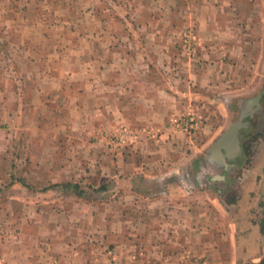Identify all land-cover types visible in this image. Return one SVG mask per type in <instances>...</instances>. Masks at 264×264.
<instances>
[{
    "label": "crops",
    "instance_id": "obj_1",
    "mask_svg": "<svg viewBox=\"0 0 264 264\" xmlns=\"http://www.w3.org/2000/svg\"><path fill=\"white\" fill-rule=\"evenodd\" d=\"M256 2L0 0V156L25 168L10 173L24 184L0 187L20 205L3 215L16 226L0 235L6 264H264V208L242 187L243 162L222 173L231 200L207 184L224 119L213 111L194 132L171 122L187 98H224L228 116L231 96H255L244 63L262 57ZM193 23L188 64L178 36ZM125 127L139 138L118 146Z\"/></svg>",
    "mask_w": 264,
    "mask_h": 264
},
{
    "label": "rangeland",
    "instance_id": "obj_2",
    "mask_svg": "<svg viewBox=\"0 0 264 264\" xmlns=\"http://www.w3.org/2000/svg\"><path fill=\"white\" fill-rule=\"evenodd\" d=\"M255 5H257V17H255V22L259 23V27H260V33L259 36H255V38H258V42L257 43H261V45L259 46V51H257L255 54H259L262 55L261 59H259L258 57H251L248 60H245V65H248L246 68L249 69L250 68V74L248 76V78L246 79V81L244 82V85L246 87V93H252L253 95H256L258 92H260L263 89L264 86V31L262 30V27L264 25V2H256ZM259 5V6H258ZM184 33L180 34L179 37V42L181 44V48H179V52L178 55L182 56L185 59V63L189 64V61L191 59L195 58V55L198 54V46H201L200 40L197 36V32H196V27L195 24L193 23L192 26H186L183 29ZM263 32V33H262ZM3 36V35H0ZM2 40L4 39V36L1 37ZM256 65V71H254L253 69H255V67L253 66H249V65ZM9 64V68L11 70L14 69V66H11L10 63ZM191 65V64H190ZM186 66L184 65L183 68H177V84H181L179 82L180 77L181 79L183 78L181 74H188L189 71L185 70ZM257 70H259L260 75H253L255 72H257ZM186 71V72H184ZM260 78V80H259ZM183 85H186V82H182ZM187 84H190V82L188 81ZM203 84H206V82H204ZM235 85H237V83H235ZM197 86V85H196ZM198 86L200 89H206L210 86V84L204 87H201V84L198 83ZM237 89V88H236ZM233 92H231L232 95ZM247 99H250L249 97L245 98L243 96L241 97H232L230 98L231 104L233 103V105H231V108L229 109V115L225 116V114H222V110L221 107L219 108V104L223 103H227L226 99L224 98H217L212 102H209L210 100H203V99H198L195 102L194 98H187L186 100H188L187 102V109L185 110L184 114L177 112V118L181 119L184 118L186 120H189L190 118H193V124L194 127L191 128L189 127L188 130H186L187 132H194L196 130H199L202 126H204L206 124V122L210 121V119H208V117L210 115L213 116V114H211L213 111H215L217 114L214 117V122H223L222 120L224 119V123H223V130L222 132L226 129V127L233 121H235L236 119L239 118L241 111L236 110L234 111L233 108L236 107H246L248 106V102H246ZM2 99H0L1 101ZM12 102V99L10 100ZM261 102V107L260 109L254 113V117L250 120V124L248 126V133L247 135H244L242 133V154H245V159L243 160V165L242 168H244V170H247V174L246 176L242 177V187H244L245 189H247V191H251V195L249 197V202L252 203L253 200L255 199L256 201H259V205L262 206L264 208V193L262 191H264V156H263V152H264V114L261 115V110L264 109V95L263 98L260 100ZM227 108V107H226ZM247 109L246 113L248 114L249 112V108H245ZM6 120L8 122V118H10V114H8L7 110H6ZM212 116H210L212 118ZM13 117V116H12ZM249 117V115L245 116L244 118ZM2 119H3V115L0 114V124L2 123ZM191 121V120H190ZM189 121V122H190ZM171 122L173 123V125L177 128V125L174 123V118L171 120ZM192 122V121H191ZM135 132L138 133V138H139V132L137 130H134ZM221 132V133H222ZM220 133V134H221ZM219 134V135H220ZM219 135H217L215 137V140L219 137ZM2 134H0V143L2 141L1 138ZM120 136V133L118 132L117 134H115L113 136V142L116 143L115 138L117 139V137ZM136 138L134 140V142L137 141ZM214 140V141H215ZM118 146H121L123 144H118L116 143ZM245 145V146H244ZM1 150V148H0ZM263 158L261 161L260 159ZM236 164H238V162H236ZM241 168V166H240ZM261 169V175L259 176H254L253 170H258ZM16 170L17 173L21 172L22 170H25V168H23L21 166V163L16 162L13 158L7 157L5 159L2 158V155L0 156V187L4 188H8L6 191H9V188L13 187L16 185L17 181H21V179H16L12 177V174L10 176V173L15 172ZM244 170H242V172H244ZM263 170V171H262ZM212 171V170H211ZM222 173L227 174L225 171H222ZM240 173V172H239ZM210 175V174H209ZM231 176V174H228ZM243 175V174H242ZM241 175V176H242ZM231 181L230 182H222L219 179H214L211 178L209 180H211V184L207 182L208 185L213 186V189H210L212 194L214 195V198L217 199L218 201H222L223 200H231L230 198L226 197L227 191L229 189L230 186H233L232 184V177L229 178ZM241 180V179H240ZM22 184H24L23 181H21ZM218 189L222 190V196L220 197V195H218L219 193H217ZM232 195H233V191H232ZM3 198L4 194L0 193V235L2 231H5L6 234H8V236H10V240L13 238L14 235V228L16 226L13 225L14 223V218L13 217H6V219L3 217V215H6L8 212H10L11 214H13L16 210H18L20 208V205L18 206H14V199L11 200L12 203L8 204V203H3ZM2 201V202H1ZM25 207V206H24ZM258 211V206H256V208L253 211V214L256 215V217H258L259 213ZM27 214H28V210H27ZM8 221H11L6 227L4 226V223ZM0 264H6V260L0 256Z\"/></svg>",
    "mask_w": 264,
    "mask_h": 264
},
{
    "label": "water",
    "instance_id": "obj_3",
    "mask_svg": "<svg viewBox=\"0 0 264 264\" xmlns=\"http://www.w3.org/2000/svg\"><path fill=\"white\" fill-rule=\"evenodd\" d=\"M263 95L264 86L255 96L246 100L248 101V106L240 107L241 114L239 118L226 127L205 154L203 162L206 166L204 168L210 171L214 179L223 180L226 176L222 175V171L229 174L231 171L235 172L238 170L236 162L238 157L242 156L243 151L242 129L249 126L254 113L260 109V100ZM245 108L250 109L248 114ZM247 115H249V118L244 120V117Z\"/></svg>",
    "mask_w": 264,
    "mask_h": 264
},
{
    "label": "built area",
    "instance_id": "obj_4",
    "mask_svg": "<svg viewBox=\"0 0 264 264\" xmlns=\"http://www.w3.org/2000/svg\"><path fill=\"white\" fill-rule=\"evenodd\" d=\"M193 120H194L193 118H190L189 120H186L184 118L181 119L174 118V123L177 125V127L185 128L188 130L189 127L191 128L194 127ZM119 133L120 136H118L117 139L115 138V141L118 144H124L127 141H134L136 138H138V133L127 127L121 129Z\"/></svg>",
    "mask_w": 264,
    "mask_h": 264
},
{
    "label": "flooded vegetation",
    "instance_id": "obj_5",
    "mask_svg": "<svg viewBox=\"0 0 264 264\" xmlns=\"http://www.w3.org/2000/svg\"><path fill=\"white\" fill-rule=\"evenodd\" d=\"M262 98H263V97H262ZM262 98H261V99H262ZM259 113H261V112H259ZM262 114H264V113H261V115H262ZM248 118H249V117H246V118H244V120H247ZM247 133H248V132L244 133V138H245V135H247ZM244 146H245V145H244ZM244 157H245V154H243L242 158H240V160L238 161V163H239V162H240V163L243 162L242 160H244V159H243ZM226 181H227V182H230L231 180H230V179H227ZM217 191H218V190H217ZM221 194H222V193H220V195H221ZM230 194L232 195V193H230ZM232 196H235V198H236L237 193H236V192H233V195H232Z\"/></svg>",
    "mask_w": 264,
    "mask_h": 264
}]
</instances>
